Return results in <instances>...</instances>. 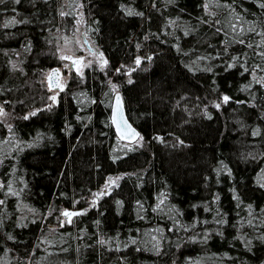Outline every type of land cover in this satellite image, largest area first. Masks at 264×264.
<instances>
[{
    "label": "trees",
    "instance_id": "1",
    "mask_svg": "<svg viewBox=\"0 0 264 264\" xmlns=\"http://www.w3.org/2000/svg\"><path fill=\"white\" fill-rule=\"evenodd\" d=\"M75 18L103 61L49 99ZM0 102V264H264V0H3Z\"/></svg>",
    "mask_w": 264,
    "mask_h": 264
},
{
    "label": "rangeland",
    "instance_id": "2",
    "mask_svg": "<svg viewBox=\"0 0 264 264\" xmlns=\"http://www.w3.org/2000/svg\"><path fill=\"white\" fill-rule=\"evenodd\" d=\"M76 15L77 17H80L79 14V10L76 11ZM76 17V18H77ZM71 22L69 24V31L64 34L61 35V38L59 39V41L56 43L55 45V49H56V55L60 58V61L58 64H55L57 70H59V77H58V81L61 82V86L65 83V79L66 76L68 74L69 70H73L74 72L80 74L82 72V67L86 64L89 63H94V65L99 66V63L101 62V57L98 56L94 51H89L83 44L81 37H80V30H81V25H80V20L78 19V21L76 20ZM85 36V35H84ZM87 37V36H86ZM89 44H93L95 46V44L93 42H91L89 40ZM61 56H77L78 59H80L82 61V63L78 66H74L73 67H69V60H63L61 59ZM139 57H136L134 60L136 61ZM140 59V58H139ZM141 64L140 66L145 68L149 62L147 57L143 58V60L141 59ZM77 67L79 68V72L76 70ZM128 69V68H127ZM48 68L44 69V73H43V81L44 83L47 85V82L45 80V75L47 74ZM48 90V96L53 97L56 95L57 90L54 88L49 89L47 87ZM114 90H116L114 87H112V93L114 92ZM1 105V102H0ZM1 108L3 110V107L1 105ZM33 110V108H29L26 112ZM1 116V115H0ZM119 175L118 174H107L106 178L104 179V181L98 185V187L90 190L88 192V194L85 195L84 199H85V206H88L89 204H93L94 202H96V200L98 199L100 193H105L107 192V190H109L111 187H113L117 181H118ZM110 181H114V183H110ZM106 185H108V187L106 188ZM98 191V194L95 193V191ZM95 198L94 200H92V198ZM69 208H74L73 206H60L59 211H65L66 209ZM60 218H64L63 215L60 216Z\"/></svg>",
    "mask_w": 264,
    "mask_h": 264
},
{
    "label": "water",
    "instance_id": "3",
    "mask_svg": "<svg viewBox=\"0 0 264 264\" xmlns=\"http://www.w3.org/2000/svg\"><path fill=\"white\" fill-rule=\"evenodd\" d=\"M80 37L81 40L84 44V46L89 50V51H94L98 56H101V53L99 52V49L94 46L93 44H89V40L86 36H84L82 30H80ZM151 56V54H149L147 56V58H149ZM73 59H78L77 56H71ZM103 61V59L101 60V62ZM69 67H73L72 61L69 60ZM54 70H57L56 66L50 65L48 67V72L45 75V80L47 82V87L50 89L49 87V76L50 74L54 73ZM57 81V77L55 75H52V83L55 84ZM59 84L61 85V82H59ZM56 90H59L60 88L57 87H53ZM117 96H119L120 98V111L119 113H116V108H117ZM50 99V96H49ZM1 108V105H0ZM109 120H110V125L112 128V131H114L115 136L120 139L121 141L124 142H134V140L138 137V133L139 130L136 129L132 123L129 121V119H127V117L125 116V110L123 108V103H122V97H120V93L118 90H114V92L111 95V100L109 103ZM116 116V122H113V116ZM95 193L98 194V191L94 190ZM95 198L93 197L92 200H94ZM65 211H69V212H75L77 211V209L75 208H69L66 209ZM64 211L61 212V215ZM66 218V217H65Z\"/></svg>",
    "mask_w": 264,
    "mask_h": 264
},
{
    "label": "snow or ice",
    "instance_id": "4",
    "mask_svg": "<svg viewBox=\"0 0 264 264\" xmlns=\"http://www.w3.org/2000/svg\"><path fill=\"white\" fill-rule=\"evenodd\" d=\"M0 2H3V0H0ZM15 2L16 3H19L20 0H15ZM62 15H63V13H62ZM10 23H15V21L14 20L13 21H10ZM5 26H7V25H5ZM241 43H243V41H241ZM61 59H63V60H71L72 61V64L74 66H78V65H80L82 63V61L80 59H73L71 56H61ZM148 59H151V58L149 57ZM141 62L142 61L139 58L135 61V63H136L137 66H139L141 64ZM76 70L79 72V68L78 67H77ZM52 75H55L57 77V81H56L55 84L52 83ZM58 77H59V70H54V73L53 74H50V76H49V87H50V89L53 88V87H57V88H60L61 87V85L59 84V81H58ZM129 83H131V80L129 81ZM51 99L55 100L56 97L53 96V97H51ZM228 100H229V97H227V96H224L223 97V101L224 102H227ZM216 107H219V105H216ZM115 111H116V113H119V111H120V98H119V96H117V108H116ZM4 114L5 113L3 112L2 108H0V115H4ZM35 114L36 113H31V115H35ZM27 118L28 117H25V119H27ZM113 122H116V116L115 115L113 116ZM110 183H114V181H110ZM107 187H108V185H106V188ZM103 194H106V193H100L98 195H103ZM2 203H3V201H0V204H2ZM161 203H163V201H161ZM81 214L82 213L69 212V211H64L62 213V215L64 217L68 218V222L69 223L71 222V218L73 216H77V215H81Z\"/></svg>",
    "mask_w": 264,
    "mask_h": 264
}]
</instances>
